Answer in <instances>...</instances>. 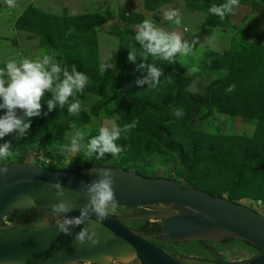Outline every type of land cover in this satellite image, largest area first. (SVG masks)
Masks as SVG:
<instances>
[{
    "label": "rangeland",
    "instance_id": "rangeland-1",
    "mask_svg": "<svg viewBox=\"0 0 264 264\" xmlns=\"http://www.w3.org/2000/svg\"><path fill=\"white\" fill-rule=\"evenodd\" d=\"M211 2L16 0V7L11 8L0 0V68L10 60L47 54L54 55L62 66L75 65L92 78L83 94H77L84 110L78 115L67 113L69 124L62 137L52 139L51 133H46L44 140L50 144L44 146L33 134L19 138L15 134L22 148L13 149L8 163L69 170L81 161H100L123 169L131 167L150 178L173 177L181 183L186 170L177 153L180 151L191 161L190 179L195 185L217 192L232 179L234 183L222 197L264 215V0H239V7L224 19L208 12ZM213 2L219 5L225 0ZM168 10H178L182 17L179 26L164 18ZM144 19L178 32L189 42L196 41L192 53L177 54L175 63L157 61L164 76L153 88L135 83L137 77L146 75L137 69L142 59H128V47L139 50L135 29ZM217 63L221 67H214ZM193 66L199 71L189 73ZM229 77L237 83L228 82ZM208 94L212 95L209 101ZM177 108L183 110L182 117L174 116ZM33 119L40 125L38 129L44 128L42 116ZM133 121H138L136 127L122 133L117 141L124 149L118 158L106 155L96 159L84 156L83 149H71L77 130L88 133L83 141L86 144L101 126H123ZM126 210L117 206L112 215ZM9 216L4 221L36 219L29 209L13 214L11 219ZM138 227L146 229L144 224ZM211 245L193 240L164 247L211 257ZM215 248L229 260L255 254L249 248L221 244Z\"/></svg>",
    "mask_w": 264,
    "mask_h": 264
},
{
    "label": "water",
    "instance_id": "water-1",
    "mask_svg": "<svg viewBox=\"0 0 264 264\" xmlns=\"http://www.w3.org/2000/svg\"><path fill=\"white\" fill-rule=\"evenodd\" d=\"M8 164V173L0 176V220L28 208L37 210L40 216L25 222H0V264L17 260L23 264H74L75 261L96 264L104 255L119 256L132 250L135 258L129 264H264V215L243 204L183 187L173 178H150L117 166H90L72 171L26 163ZM101 168H112L117 173L118 207L145 209L108 216L97 226L100 245L77 246L74 235L84 225L73 227L72 235L57 230L50 207L58 198L48 183L59 180L66 189L79 191L83 184L98 178ZM25 194L35 199H22ZM64 199L77 205L85 203L71 191ZM66 215L79 216V207ZM133 221L154 223L159 231L135 230L127 225ZM227 238L245 241L259 251L243 260L225 259L215 245ZM193 240L210 242L212 256L177 253L155 243Z\"/></svg>",
    "mask_w": 264,
    "mask_h": 264
},
{
    "label": "clouds",
    "instance_id": "clouds-1",
    "mask_svg": "<svg viewBox=\"0 0 264 264\" xmlns=\"http://www.w3.org/2000/svg\"><path fill=\"white\" fill-rule=\"evenodd\" d=\"M4 3L8 7H16V0H4ZM237 7H239V0H225L219 5L213 4L208 12L224 19ZM164 18L177 26L182 23L178 10L165 11ZM134 40L139 45V50L128 47V59L135 62L139 56L142 62L137 65V69L146 71V75L137 77L135 83L141 87L148 85L149 88L159 85L161 77L164 76L163 68L157 66L158 60L175 63L177 54L190 55L196 44L195 40L189 42L178 32L168 31L152 19H144L136 26ZM150 57L152 63H148ZM109 66L114 67V65ZM197 71L199 69L196 66L188 69L189 73ZM88 85L89 77L86 73L77 70L75 65L71 68L67 65L62 66L54 55L45 54L36 58L10 60L3 68H0V100H2L0 110H6L3 115H0V139L12 133H16L18 138L23 137L30 129L32 119L41 116L42 101L47 93H51V98L47 100L49 112L57 106L63 109L67 105L70 115H78L84 109L77 94H83ZM231 90L230 87L228 91ZM173 114L179 118L184 115V112L177 108ZM137 123L138 121H133L123 126L116 124L101 126L98 134L91 136L86 144L83 141L88 133L77 130L71 139V149H83L84 156L96 159H103L106 155L118 158L124 149L117 141L122 138V133H127L136 127ZM13 153L10 143L0 145V165H3L0 167V176L8 173V161L12 159ZM97 175L96 180L83 184L79 191L66 189L59 180L48 183L49 189H54L55 196L58 198L50 207L51 214L55 217L54 225L57 226V230L72 235L73 227L84 225L74 235L77 246L86 243L90 246L100 245L101 236L97 232V226H101L102 221L114 213L119 203L115 188L117 173L112 168H101ZM69 191L83 199L85 203L77 205L69 199H64ZM22 199L34 200L35 198L25 194ZM77 207L80 209L79 216L66 215ZM93 215L95 219H92ZM134 258L135 251L132 250L119 256L104 255L96 261V264H129ZM2 264H23V262L3 261ZM74 264H77V261Z\"/></svg>",
    "mask_w": 264,
    "mask_h": 264
},
{
    "label": "trees",
    "instance_id": "trees-1",
    "mask_svg": "<svg viewBox=\"0 0 264 264\" xmlns=\"http://www.w3.org/2000/svg\"><path fill=\"white\" fill-rule=\"evenodd\" d=\"M210 1H212L211 2L212 4H216V2H213L214 0H210ZM214 67H221V65H220V63H217L216 65H214ZM86 74L90 78V74H88V73H86ZM230 77L227 78L228 82H230L232 84L233 83H237V81H235L233 79V77L232 78H230ZM90 79H92V78H90ZM231 81H233V82H231ZM228 86H229V84H228ZM50 98H51L50 94L47 93L45 98L42 101L43 111H42L41 116L43 117V120L41 122L43 123L42 125H43L44 128L38 129V126H40V125L38 124V122L35 123L34 122L35 120L33 119L30 129L26 133V134H33L34 135V140L37 139L38 141H41L44 146H48L50 144V142L48 140H46V141L44 140V135L46 133H49V134L51 133L52 139L53 138L59 139V138L62 137L64 130L67 128V126L69 124V120L65 119L66 115L68 113V112H66L67 111L66 108L61 109L59 106H57L54 110H52L50 112L48 111L47 100L50 99ZM211 99H212V95L208 94V99L207 100L209 101ZM0 102H2V100H0ZM231 105L233 106L232 108L235 107V104H231ZM224 110L227 111V108H224ZM5 111L6 110H0V115H3ZM36 118H38V117H36ZM15 134L16 133L8 134L5 137H3L2 139H0V145L8 142V143H10L12 150L13 149L17 150V149L22 148V143L21 142L18 143V139L16 140L13 137V135H15ZM177 153L180 156L181 162H182V164H183V166H184V168L186 170V175L183 177V181L180 183L183 187L199 189V190L208 192V193H210L212 195H215V196H222V193L226 190V188H228V186L231 183H234V181L232 179L231 180H227L226 185H225L226 188H223V189H221V190H219L217 192H209V190H207L206 187L195 185L192 182V179H190V173L193 170V166L190 163L191 161L189 160V158H187L186 154H183L180 151H178ZM246 157H247V155H246ZM100 165L117 166V167L119 166V165L114 164V163H102L100 161H90V162L89 161H81V162L73 164L71 166V169H69V170L78 171V170H81V169H84V168H87V167H90V166H100ZM48 168L52 169V170H64V168H56L55 166L48 167ZM124 169L132 171V168L128 167V166H125ZM170 178H173V177H170ZM29 210L32 211V213L35 216V218L40 216V213L37 210H35V209H29ZM13 214H15V213H12V215ZM9 215H10L9 219H11L12 215L11 214H9ZM4 219H5V216L0 220V222H4ZM135 223L144 224V228H146L148 230H152V227L156 226V224L148 222V221H135ZM155 243L158 244V245L164 246L160 242H155ZM220 244L224 245L226 247L249 248L255 253L259 251L257 248H255L251 244H249V243H247L245 241L238 240V239H229V238H227L226 240H223Z\"/></svg>",
    "mask_w": 264,
    "mask_h": 264
},
{
    "label": "flooded vegetation",
    "instance_id": "flooded-vegetation-1",
    "mask_svg": "<svg viewBox=\"0 0 264 264\" xmlns=\"http://www.w3.org/2000/svg\"><path fill=\"white\" fill-rule=\"evenodd\" d=\"M129 210H126V211H124V212H122V213H120V215H125V214H132V213H134V212H140V211H142V210H144L145 208H141V207H131V208H128ZM129 227H131V228H133V229H137L138 231H143V232H157V231H159V228H157V226H153L152 227V230H147V229H140L139 227H138V225L139 224H137V223H135V221H133V222H131V223H128L127 224ZM134 226V227H133ZM164 247V246H163ZM165 248V247H164ZM81 264H84V263H81ZM89 264H91V263H89Z\"/></svg>",
    "mask_w": 264,
    "mask_h": 264
},
{
    "label": "crops",
    "instance_id": "crops-1",
    "mask_svg": "<svg viewBox=\"0 0 264 264\" xmlns=\"http://www.w3.org/2000/svg\"><path fill=\"white\" fill-rule=\"evenodd\" d=\"M117 1V0H116ZM107 6V5H106ZM257 8H259V7H257Z\"/></svg>",
    "mask_w": 264,
    "mask_h": 264
}]
</instances>
